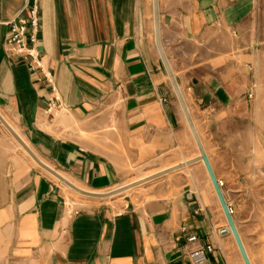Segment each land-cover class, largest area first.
<instances>
[{
	"label": "crops",
	"instance_id": "0c3cea01",
	"mask_svg": "<svg viewBox=\"0 0 264 264\" xmlns=\"http://www.w3.org/2000/svg\"><path fill=\"white\" fill-rule=\"evenodd\" d=\"M39 2L55 90L6 46L7 23L34 0H0V113L43 162L105 193L127 167L197 155L157 46L154 0ZM158 2L163 50L251 263L264 264L262 223L237 187L264 166L262 0ZM18 146L0 127V264H190L193 234L215 248L211 264H243L234 235L220 234L229 223L205 164L117 209L75 200Z\"/></svg>",
	"mask_w": 264,
	"mask_h": 264
},
{
	"label": "rangeland",
	"instance_id": "374dc122",
	"mask_svg": "<svg viewBox=\"0 0 264 264\" xmlns=\"http://www.w3.org/2000/svg\"><path fill=\"white\" fill-rule=\"evenodd\" d=\"M263 6L257 10L255 14V19L257 20L258 26L261 27V30L264 32V0H262ZM66 111L63 110L62 113L59 115H65ZM0 127L4 130L0 123ZM11 137V135H10ZM12 138V137H11ZM13 139V138H12ZM13 141L16 143V141L13 139ZM17 144V143H16ZM18 145V144H17ZM19 147V146H18ZM22 149V148H21ZM196 154L198 153L197 147ZM24 151V150H23ZM264 155L259 154V156ZM30 157V156H29ZM187 157L180 156L179 151H174L166 156H160L154 160H152L149 164L145 165H137L136 167L130 166L126 168V174L124 181H121L119 185H116L112 187L110 190H106L105 193L110 192L112 190H115L121 186H124L126 184H129L135 180H138L148 174L158 172L160 170H163L165 168H168L170 166H174L177 164H180L186 160ZM193 158V157H192ZM191 159V158H190ZM196 171V170H194ZM48 173V172H47ZM184 173H188V170H179L174 173H171L169 175H166L164 177H161L157 180H154L152 182H149L143 186H140L138 188H135L133 190H130L128 192H124L122 194L116 195L114 197L108 198L106 200H94V198L82 196L67 187L64 186V184L61 181H58L55 179L51 174V177L54 181H56L63 189L69 193L71 197H73L77 201H84V202H95V203H107L109 205L115 206V208L119 209V205L125 204L126 199H129L131 197H134L138 194H141L145 191H148L150 189H155L158 187H168V186H175L180 178L185 175ZM248 180L243 183L242 186H237L238 189H244L245 192H249V200L250 202H253L255 204V212L253 213L252 208H248V212L252 213V215L257 219V222L259 221L262 223V228H260V231L263 230L264 232V166L258 167L257 170L252 171L250 177H247ZM252 195V196H251ZM68 205L69 207H73V203L70 199H68ZM235 212L236 208H234ZM230 234V233H228ZM243 262V261H242ZM238 264H242L241 261L237 262Z\"/></svg>",
	"mask_w": 264,
	"mask_h": 264
},
{
	"label": "water",
	"instance_id": "95a60500",
	"mask_svg": "<svg viewBox=\"0 0 264 264\" xmlns=\"http://www.w3.org/2000/svg\"><path fill=\"white\" fill-rule=\"evenodd\" d=\"M154 7H155V22H156V41H157V46L160 52V55L163 59L165 68L167 70V73L169 75V78L171 80V83L173 85L174 91L177 95L178 100L180 101V104L183 108V111L185 113V116L187 118V121L189 123V126L192 130L193 136L195 138V141L197 143V146L199 148L200 151V156L197 158H194L191 161H188L186 163H183L181 165H178L172 169L166 170L164 172H161L159 174H156L154 176H151L143 181L140 182H136L133 183L131 185H128L126 187H122L116 191H110L108 193H102V194H92V193H87L79 188H77L76 186H74L73 184H71L70 182H68L66 179H64L62 176H60V174H58V172L52 168H50L49 166H47L46 164H44L42 162V160L33 152V150L26 144V142L9 126V124L4 120V118L0 115V121L1 123H3L6 128L8 129V131L12 134V136L14 137V139L21 145V147L28 153V155L34 160V162L40 166L43 170H45L46 172H48L49 174L57 177L62 183L68 185L69 187H71L74 191H76V193L82 195V196H86V197H90V198H94V199H108L111 197H114L116 195L122 194L126 191L132 190L133 188L139 187L143 184L152 182L154 180H157L161 177H164L166 175H169L171 173H174L176 171L182 170L188 166L194 165L196 163H199L201 161L204 162L208 175H210L211 181L213 183L214 189L217 192L219 201H220V205H222V208L224 210L226 219L228 220L229 226H230V230L232 232V234L235 237L237 246L239 248V251H241L242 254V258L244 260L245 264H251L249 255L247 250L245 249V245L244 242L242 240L241 235L239 234L238 231V227H237V223L236 220H234L233 215L231 214V210H230V206L227 204L225 195L223 190L221 189L220 185H219V181L218 178L216 176V174L214 173L213 167L211 165L210 159H208L205 147L201 141V138L196 130V127L194 125V122L192 120L190 111L188 109V106L186 104L185 98L183 96V93L181 91V88L176 80V77L172 71V68L170 66V63L168 61V58L163 50L162 47V43H161V36H160V15H159V2L158 0H154ZM227 234V233H226Z\"/></svg>",
	"mask_w": 264,
	"mask_h": 264
},
{
	"label": "built area",
	"instance_id": "2783aa9c",
	"mask_svg": "<svg viewBox=\"0 0 264 264\" xmlns=\"http://www.w3.org/2000/svg\"><path fill=\"white\" fill-rule=\"evenodd\" d=\"M26 11L27 17H18L7 23L10 28V36L6 41L7 49L9 53L24 59V61L28 62L30 60L29 63L44 73L45 79L51 85L52 89L55 90L53 78L49 72L45 71L39 49V32L41 29L39 0H34V3L27 7ZM219 185L221 189L224 187L222 181H219ZM230 210L231 214L234 215L235 211L231 206ZM221 232V235L226 234L225 229ZM187 246H190L187 252L190 264H211L208 255H213L215 252L213 246L201 244L200 238L196 234L190 235L187 238Z\"/></svg>",
	"mask_w": 264,
	"mask_h": 264
},
{
	"label": "bare ground",
	"instance_id": "6f19581e",
	"mask_svg": "<svg viewBox=\"0 0 264 264\" xmlns=\"http://www.w3.org/2000/svg\"><path fill=\"white\" fill-rule=\"evenodd\" d=\"M156 37V36H155ZM189 107V106H188ZM182 109V108H181ZM0 115L4 118V120L9 124V126L19 135V133L13 128V126L10 124V122L0 113ZM1 122V121H0ZM195 123V122H194ZM1 125L3 126V128L5 129V131L9 134V135H11V137L14 139V137L12 136V134L8 131V129L6 128V126L3 124V123H1ZM20 137H21V135H19ZM22 138V137H21ZM23 139V138H22ZM15 140V139H14ZM24 140V139H23ZM16 141V140H15ZM25 141V140H24ZM17 143V142H16ZM20 147H21V145L19 144V143H17ZM27 145H28V143H26ZM29 146V145H28ZM30 147V146H29ZM22 148V147H21ZM23 149V148H22ZM24 150V149H23ZM24 152L28 155V153L24 150ZM29 156V155H28ZM200 156V151H199V148H198V153H197V155L195 156V157H193V158H191V159H189V160H186V161H184V162H182V163H180V164H177V165H174V166H170V167H168V168H165V169H163V170H160V171H158V172H155V173H151V174H148V175H146V176H144V177H142V178H140V179H138V180H135V181H133V182H131V183H129V184H126V185H124V186H122V187H126V186H128V185H131V184H133V183H136V182H140V181H143V180H145V179H147V178H149V177H151V176H154V175H156V174H159V173H161V172H164V171H166V170H169V169H172V168H174V167H176V166H178V165H181V164H183V163H186V162H188V161H191V160H193L194 158H197V157H199ZM31 158V157H30ZM41 159V158H40ZM42 160V159H41ZM43 162V161H42ZM44 164H46V162H43ZM201 163H203L204 164V162L203 161H201ZM47 166H49L48 164H46ZM205 166V165H204ZM50 167V166H49ZM50 168H52V167H50ZM53 169V168H52ZM57 171V170H56ZM58 172V171H57ZM58 174H60V176H62L64 179H66L68 182H70L71 184H73L74 186H76L77 188H79V189H81V190H83V191H85V192H87V193H92V194H102L101 192H93V191H90V190H88V189H85V188H83V187H81V186H79V185H77L75 182H73V181H71L67 176H65L64 174H62V173H60V172H58ZM53 176V175H52ZM55 179H57L58 181H60L57 177H55V176H53ZM64 184V183H63ZM144 185V184H143ZM64 186L65 187H67L68 189H70V190H72V191H74L71 187H69L68 185H66V184H64ZM122 187H120V188H122ZM120 188H117V189H115V190H112V192L113 191H116V190H118V189H120ZM137 188V187H136ZM134 189V188H133ZM130 191V190H129ZM74 192H76V191H74ZM126 192H128V191H126ZM108 193V192H107ZM225 231H226V233L228 234V233H230V234H232V232H231V230H230V226L228 225V227L225 229ZM221 233H223V232H221ZM233 235V234H232ZM239 249V248H238ZM240 253H241V251H240ZM241 258H242V254H241ZM250 258V257H249ZM242 261H243V264H245L244 263V260H243V258H242ZM251 261V260H250ZM252 264V263H251Z\"/></svg>",
	"mask_w": 264,
	"mask_h": 264
}]
</instances>
